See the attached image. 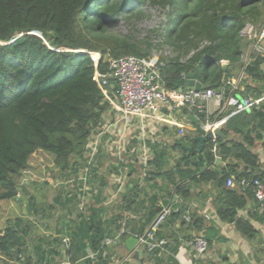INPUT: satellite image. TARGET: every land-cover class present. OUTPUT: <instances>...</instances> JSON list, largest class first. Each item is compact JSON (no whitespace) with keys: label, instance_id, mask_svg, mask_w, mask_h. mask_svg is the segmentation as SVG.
I'll list each match as a JSON object with an SVG mask.
<instances>
[{"label":"trees","instance_id":"obj_1","mask_svg":"<svg viewBox=\"0 0 264 264\" xmlns=\"http://www.w3.org/2000/svg\"><path fill=\"white\" fill-rule=\"evenodd\" d=\"M146 3L167 9L164 28L154 31L161 45L172 50L171 56L158 60L165 90L185 89L186 76L192 73L202 85L224 89L226 99L229 94L243 96L239 89L231 92L226 84L241 70L245 75L241 84L262 83L264 88V55L252 52L248 63L242 60L250 44L242 31L247 24L264 26V0H0V201H13L22 212L26 210L22 216L6 219L0 228V257L12 260L27 255L28 247H42L30 238L35 229L30 218L40 215L48 219L53 207L46 206L44 192L40 200L27 197L25 184L20 185L16 178L28 169L31 156L41 151L54 158L58 174L55 181L58 176L63 184L76 180L87 164V144L110 110L94 80L95 71L104 74L110 60L125 56L151 57L153 45L148 39L139 41L117 33L120 22L144 18L141 8ZM91 53L100 56L96 67ZM107 81V94L114 98L116 83ZM244 89L253 98L264 94V89L258 91L247 84ZM224 107L223 104L214 114L215 120L228 117L230 113ZM190 116L200 123L206 117L194 108L181 109L180 117L186 123ZM214 116L209 120L214 121ZM221 134L223 139L206 141L200 152L198 142L191 136H182L170 147L148 144L152 159L147 168L153 171L144 177L172 186L166 205L173 191L186 200L190 184L214 183L222 195L234 199L232 210L219 207L220 218L235 222L244 234L253 233L236 214L247 198L253 199L252 193L228 188L226 181L232 177L236 181L264 182V163L255 151L260 145L264 156V103L227 118ZM175 152L179 154L178 164L172 167L169 159ZM215 157L224 165L215 166ZM77 191L70 192L68 202L73 203L83 193L81 184ZM132 193L136 195L127 186L120 203H129L134 198ZM60 207L65 210L64 204ZM80 210L71 224L61 222L60 236L54 240L57 247H62L57 255L68 264H112L103 255L105 248H100L105 239L113 236L104 237L98 229L100 223L83 218L91 210ZM161 210L152 206L145 225H150ZM260 214L264 218V212ZM180 215L178 210L169 217ZM145 225L135 233L136 238L143 235ZM133 235L123 233L118 241ZM64 238L68 240L67 247L62 242ZM88 251L98 253L90 258ZM53 254L56 252L50 251L48 256ZM159 254V249L154 250L148 261L162 264ZM26 260L32 263L30 258ZM53 260L42 251L41 259L33 264H51ZM169 262L176 264L172 257Z\"/></svg>","mask_w":264,"mask_h":264},{"label":"crops","instance_id":"obj_2","mask_svg":"<svg viewBox=\"0 0 264 264\" xmlns=\"http://www.w3.org/2000/svg\"><path fill=\"white\" fill-rule=\"evenodd\" d=\"M253 27L258 30L262 28ZM243 31L242 36L248 40ZM262 45L264 46V40ZM252 52L250 42L242 56L243 63L249 62ZM261 55H264V51ZM223 67L226 69L225 62H223ZM262 69L264 72V66ZM244 79V70H241L226 84L231 87L232 92L234 90L231 85L238 82L239 91L244 93L243 96L239 97L253 98L249 93H246L245 84L258 91L264 89L262 83L248 81L244 85L241 84ZM221 90L224 91V89ZM260 97H264V94ZM216 112L217 110L213 105H207L208 117L214 116ZM180 116L181 110L174 118L178 124L186 125L183 135H178L177 128L169 121H164L163 125H155L147 119L142 122L135 119L129 128L130 141H128L129 145L122 161L116 159L117 153L114 149L101 145L102 147L98 149L96 155L95 164H97L92 168L87 188L78 198H74L73 203L68 202L70 192L71 194L78 192L77 188L80 184L76 180L64 184L55 181L54 189L51 190L52 197H50V205L53 207L51 223L46 225L48 219H44L40 215L30 218L35 225L34 234L30 238L37 243L39 242L38 244L42 247H28L27 255L15 256L12 260L0 257V264L37 263L41 259L42 251L47 253L49 260L55 259L51 264H68L57 255L62 247L56 246L55 239L49 240L48 244L49 238L46 239L45 237L50 235L57 239L60 236L61 222L64 220L66 224H71L76 220L81 208L94 212V216H92V213L87 211L83 218L85 220L92 218L95 222L100 223L98 229L103 232L104 237H116L121 233L134 234L127 237L123 242L120 240L115 245L104 249L105 254L103 255L108 256L112 264L116 261L121 264H153V261H148L150 254L146 253L140 245L136 249L142 250L143 255H136V251L130 253L126 247V241L130 238L137 239L135 233L141 230L142 225H145L154 205L162 209L167 207L178 209L181 212L180 217L168 216L157 231V238L165 242V248L159 254V257L163 259L162 264H171L169 257H172L176 264H264V218L257 212V204L254 199L247 198L245 206L236 210L237 218L246 222L254 231L244 234L235 226V222H225L220 218L219 207L232 210L234 199L222 195L214 183L190 184L189 196L186 200L175 195L173 191L171 202L167 206L166 198L168 191L172 190V186L164 185L160 180L145 179L144 174L153 171V169L148 167L145 170L140 164V147L143 144L148 147V144L158 143L170 147L174 141L179 140L182 136H191L194 140L198 136L195 124L190 121V118L193 117L200 126L202 123L195 116L188 117L186 123ZM230 116L232 115L229 114L227 118ZM215 118L214 116V121ZM154 130L157 133H154ZM149 131H152V135ZM112 137L109 134L105 135L103 142L108 144L112 141ZM178 158L177 152L171 154L169 162L172 167L178 164ZM262 162L264 163V157ZM214 165L219 166L224 165V163L220 159V162ZM119 176L124 179L125 183L124 190L121 192H117V185L115 184V180ZM127 186L134 190L136 195L132 193L134 198L129 203L121 204L123 195L127 193ZM61 204H64L65 210L60 207ZM184 215H189V222L184 220ZM147 225L143 228V234L149 227ZM196 237H202L208 243L207 252L200 258H193L190 244ZM50 251L56 252V254L48 256ZM129 255H131L129 261L121 262ZM27 258H30L32 263L27 261Z\"/></svg>","mask_w":264,"mask_h":264},{"label":"built area","instance_id":"obj_3","mask_svg":"<svg viewBox=\"0 0 264 264\" xmlns=\"http://www.w3.org/2000/svg\"><path fill=\"white\" fill-rule=\"evenodd\" d=\"M243 34L251 42V49L258 54L263 53L264 46V26L261 29H256L252 25H247L244 28ZM94 66L96 67L100 56L97 53L89 54ZM108 79L114 80L117 86L116 95L111 98L107 94ZM94 80L98 87L103 91L105 99L110 105L109 112L113 115V121L109 127L97 134L95 140L89 141L87 144V164L81 169L76 181L81 184L82 192H85L88 179L90 177V169L96 162V155L99 149V142H103V137L109 134L112 137V146L116 151V159L122 161L123 155L126 153L127 141L126 135L129 134V128L132 122L138 119L140 122L150 120L155 125H163L164 121H169L178 130V135H183L186 125H180L176 122L174 116L185 107L194 108L199 113L205 114V120L201 128L206 132H211L213 135L216 130L224 125L227 117L210 121L207 113V105H213L218 111L224 104V110L229 111L230 115H235L240 112H249L253 107H258L264 103V97H236L229 95L227 99L224 96L223 90H215L208 88L204 91H195L193 88L186 87L167 91L164 89L158 71V61L154 59H137L132 56H125L117 60L109 61V69L102 74L95 71ZM233 90L238 89V82L231 85ZM150 134L152 131H149ZM152 135V134H151ZM217 137L214 135V140ZM146 144L140 147V164L143 169H147L148 162L151 161L150 149ZM215 148H213V153ZM73 182V181H72ZM117 192L124 190V179L119 176L115 180ZM228 188H238L242 191L250 190L252 197L257 204L260 213L264 212V182L259 180L241 179L236 181L234 178H229L226 181ZM177 209L170 207L163 208L161 212L151 222L146 232L137 238L138 245L143 247L146 253L151 254L154 250L164 249L165 242L158 240L156 237L157 231L164 223L166 218L177 212ZM184 220L189 222V215H184ZM122 234V233H121ZM120 235L107 238L101 243V250L115 245ZM65 247L68 246L67 238L62 240ZM193 251V258L202 257L208 250V243L202 237H196L190 243ZM98 252H89V257L93 258ZM114 264H121L116 261Z\"/></svg>","mask_w":264,"mask_h":264},{"label":"rangeland","instance_id":"obj_4","mask_svg":"<svg viewBox=\"0 0 264 264\" xmlns=\"http://www.w3.org/2000/svg\"><path fill=\"white\" fill-rule=\"evenodd\" d=\"M141 12L144 16L142 20H132L129 23L120 22L117 27V33L121 35H127L139 41L148 39L153 45L152 54L149 59L158 61L159 57L171 56L172 50L164 45H161L162 40L154 33L155 30H162L161 27L164 28L167 20V9H161L158 6H152L146 3V5L141 8ZM112 121L113 115L108 111L103 118V123L101 124V126L98 129L94 130L90 141L93 142L97 134L106 130L112 123ZM154 131V133H157L156 130ZM126 141L128 146V141H130L128 135H126ZM112 142L113 141L109 142L108 144L99 142L98 145L99 147L103 146L113 149L114 147L112 146ZM255 151L259 154L262 160L264 156L261 150V146L257 145ZM53 160L54 158L52 155L38 151L31 156L28 169L16 178V181L20 185H22V183L25 184L26 191L28 193L27 197L34 196L36 200H40V198L42 197L41 193L44 192L47 197L45 199L47 201L46 206L50 205V197H52L51 190L54 189L53 186H55L56 183L54 180V176L58 175ZM57 179V182H61L59 180V176L57 177ZM25 212L26 210L22 212L13 201H0V228L2 227L6 219L22 216L23 214H25ZM50 218L48 217L46 225H49L51 223ZM45 238H49L50 241L56 239L55 237H52L50 235ZM44 246L51 247L47 245Z\"/></svg>","mask_w":264,"mask_h":264},{"label":"water","instance_id":"obj_5","mask_svg":"<svg viewBox=\"0 0 264 264\" xmlns=\"http://www.w3.org/2000/svg\"><path fill=\"white\" fill-rule=\"evenodd\" d=\"M85 53V52H83ZM223 70H225V67H223ZM186 87L188 88H193L195 91H204L206 89H208L207 86L202 85L199 81H197L194 77V75L192 73H189L186 76ZM190 121L195 124L196 127V133L198 134V136L195 138V140L198 142V152H200L202 150L203 144L206 141H213L214 140V135L217 138L223 139V136L221 134V130L218 129L215 131L214 135L211 132L206 133L201 126L195 121V119L193 117L190 118ZM220 159L218 157H215V164L219 163ZM126 247L128 248L129 252L132 253L134 251H136V255H143V251L140 249H136L138 247V241L135 238H130L127 239L126 241ZM130 256L122 259L121 262H125V261H129L130 260Z\"/></svg>","mask_w":264,"mask_h":264}]
</instances>
